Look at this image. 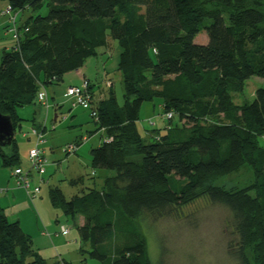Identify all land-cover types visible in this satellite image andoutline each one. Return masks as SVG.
<instances>
[{
    "label": "trees",
    "instance_id": "1",
    "mask_svg": "<svg viewBox=\"0 0 264 264\" xmlns=\"http://www.w3.org/2000/svg\"><path fill=\"white\" fill-rule=\"evenodd\" d=\"M0 1L14 14L31 12L17 25V45L0 58V113L10 117L14 132L21 121L17 108L35 104L41 87L82 68L110 39L119 48L123 104L112 89L97 100L89 87L96 119L90 116L103 133L90 150V164L113 174L99 190L69 200L58 187L48 193L53 207L78 220L92 258L152 264L138 222L146 215L164 218L201 195L230 211L238 241L229 248L239 264H249L250 246L256 263L264 264V90L250 103L232 101L248 79H264V0ZM202 32L207 42L195 44ZM154 99L171 117L165 128L147 132L146 142L136 123L142 104ZM0 163L10 170L20 166L14 135L0 146ZM244 165L254 178L247 188L226 191L208 183ZM0 264H47L1 206Z\"/></svg>",
    "mask_w": 264,
    "mask_h": 264
},
{
    "label": "rangeland",
    "instance_id": "2",
    "mask_svg": "<svg viewBox=\"0 0 264 264\" xmlns=\"http://www.w3.org/2000/svg\"><path fill=\"white\" fill-rule=\"evenodd\" d=\"M4 6L5 3L0 1V10ZM41 13L47 14L45 8ZM29 15H31L30 10L18 12L16 24L19 25ZM3 21L1 19L0 22ZM3 33V30L0 29V58L3 50L9 49L11 44L10 37ZM206 42L205 32L199 33L194 39L195 44H205ZM110 43L106 47L97 49L98 55L95 58L87 60L89 79L94 83L96 91H100L99 94L93 92L95 98L106 97L108 91L103 73V69H105L107 78L112 82L116 101L121 106L123 104V87L120 73L115 67L119 48L116 41L110 39ZM64 86H66V82L63 78L58 85L45 87L44 91L48 94V100L55 101L53 91L57 88H64ZM258 89L264 90V79L251 77L245 82L241 93L232 95L233 103L235 105L250 103ZM57 115H60V118L54 122L53 109L48 113L42 109L41 121L45 119L46 139L43 148L48 161L43 177L47 180V184L40 187V193L32 200L25 195L23 190L18 191L25 197L23 202L25 205H23L22 211L15 215V220L22 219L23 232L34 236L36 234L39 237V234H43L41 248L47 264L61 261L66 264H102L87 253L90 251V247L79 237L78 220L72 221L65 217L59 208L53 207L48 193L49 188L58 187L65 199L69 200L81 191L101 188L103 176H108L103 175L102 172L113 173L92 169L90 150L101 144L103 133L96 132L97 126L90 116V110L82 109L80 106L72 107V101L68 99L60 107V112ZM215 121L216 119H209L206 123ZM218 122H222L221 118L218 119ZM30 125L29 121L22 122V126ZM167 125L168 121L162 113L159 99L142 104L136 127L141 134L146 135L148 138L146 142L150 140L147 132L163 129ZM76 142H79L76 152L67 155L64 149ZM23 165L22 168L28 166V151L26 162ZM10 171V169L2 168L0 163V188L6 186L15 188ZM78 177H82V184L72 186L70 181ZM253 179L250 168L244 165L238 171L218 176L208 183L226 191H235L247 188L253 183ZM33 185H37V181L34 180ZM62 226L68 229V235H61L59 230ZM138 226L145 238L148 257L152 264H239L234 250L229 248L230 244L235 246L238 241L234 233V222L230 211L224 206L206 201L201 195L188 206L164 218L153 219L146 215L138 222ZM245 255L249 264H258L256 263L257 254L252 246L246 249Z\"/></svg>",
    "mask_w": 264,
    "mask_h": 264
},
{
    "label": "crops",
    "instance_id": "3",
    "mask_svg": "<svg viewBox=\"0 0 264 264\" xmlns=\"http://www.w3.org/2000/svg\"><path fill=\"white\" fill-rule=\"evenodd\" d=\"M6 7H7V4L5 3V6L0 10V12L3 11ZM1 19H3L4 21L0 22V29L3 30L4 35L7 34L9 36V34L7 33V28L9 26V22H10L9 16L0 15V21H1ZM10 40H11V38H10ZM11 45H12V40H11V44L9 45V48L11 47ZM108 51H109V49L107 48V52ZM97 55H98V53H97ZM117 55H119V53ZM117 62H118V56H117V59L115 60V67L116 68H117ZM87 64L88 63L86 61V63L84 64V66L82 68H80L76 71L67 73L63 76V78L65 79V82H66V86H64V88L63 87L57 88L55 91H53V93L55 94V99H56L55 101L50 102L48 100V94L46 92L47 100L49 103V107L47 109L44 106L37 103L36 101H35V104H31V105H27V106H24L21 108H17L16 115L21 121H20V127L17 128L16 131L14 132V137H15L16 142L18 144V155H19L21 167L24 166L23 164L26 162L27 151H29L33 146V137L28 135V133H29L28 131L32 127H41L42 126L45 129V126H44L45 119L43 121H41L42 109L45 110L46 113H48L49 110L53 109V112L55 113L53 121L55 122L57 119L60 118V115L59 116L57 115L60 112V107L63 104H65L66 99H68L66 96V89L70 86H79L83 80H87L89 82V85L92 87V92H94L95 94L100 93V91H96L94 83L89 79L90 72H89V69L87 67ZM106 72L107 71L105 69H103V73L105 76V85H106L107 91L109 92V90L112 89V82L107 78ZM63 78H62V80H63ZM62 80L59 83H61ZM59 83L54 84V85H58ZM54 85H50V86H54ZM45 87H47V86H45ZM40 89H45V88L41 87ZM108 92H107V94H108ZM23 121H29L31 125L28 127L22 126ZM102 173H103V175H105V174L109 175L108 173H106L104 171ZM106 177L107 176H105V177L103 176V179ZM13 186H15V188L10 187V186L0 188V194H1L0 206L4 209V212L6 214L7 219L10 222H18L20 227H21L23 225V224H21L22 219L17 218L18 220H15V215H17V213H20V211H22L21 209H22L23 205H25V204H23L25 197L22 194L18 193V191L21 188L17 187L16 185H13ZM21 190H23V189H21ZM24 193H25V191H24ZM25 195H26V193H25ZM21 229H22V227H21ZM24 233L26 235L30 236V238L32 239V244H33L34 249H36L38 251V253L40 254V256L44 259L43 255H42V248H41L42 247L41 246V243H42L41 239L44 237L43 234L42 233L39 234L40 235V237H39L36 234L34 236L33 234H27V232H24Z\"/></svg>",
    "mask_w": 264,
    "mask_h": 264
},
{
    "label": "built area",
    "instance_id": "4",
    "mask_svg": "<svg viewBox=\"0 0 264 264\" xmlns=\"http://www.w3.org/2000/svg\"><path fill=\"white\" fill-rule=\"evenodd\" d=\"M0 15L9 16L10 22L7 28V33L12 40V44L17 45L21 32L16 24V14L12 16V11L8 6L0 12ZM89 87V82L87 80H83L79 86L68 87L66 89V96L69 101H72V107L80 106L82 109L90 110V115L96 119V112L95 110H92L91 102L93 101V98ZM35 101L44 106L46 109L49 107L44 89H40L38 91ZM166 117L170 118L171 115L168 114ZM28 135L33 137V146L28 151V166L26 168H22L21 166L15 167L10 171V174L11 178L15 182V185L23 189L28 198L32 200L40 193V187L47 184V180L44 179L43 176L48 166V161L43 148L46 143L43 127H39V129L32 127ZM106 141L108 142L109 140ZM76 150L77 145L74 143L67 146L64 149V152L68 155L75 153ZM34 180L37 181V185H33ZM59 231L63 236H66L69 233L68 229L64 226L60 227Z\"/></svg>",
    "mask_w": 264,
    "mask_h": 264
},
{
    "label": "water",
    "instance_id": "5",
    "mask_svg": "<svg viewBox=\"0 0 264 264\" xmlns=\"http://www.w3.org/2000/svg\"><path fill=\"white\" fill-rule=\"evenodd\" d=\"M14 135V128L10 117L0 113V146L3 147L11 143Z\"/></svg>",
    "mask_w": 264,
    "mask_h": 264
}]
</instances>
